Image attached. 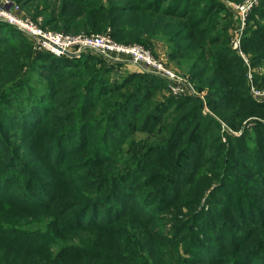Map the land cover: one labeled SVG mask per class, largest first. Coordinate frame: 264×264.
Listing matches in <instances>:
<instances>
[{"label":"trees","instance_id":"trees-1","mask_svg":"<svg viewBox=\"0 0 264 264\" xmlns=\"http://www.w3.org/2000/svg\"><path fill=\"white\" fill-rule=\"evenodd\" d=\"M13 1L54 32L163 43L199 96L159 100L157 76L112 80L119 63L36 53L0 22V264H264V0L249 67L219 0Z\"/></svg>","mask_w":264,"mask_h":264},{"label":"built area","instance_id":"built-area-1","mask_svg":"<svg viewBox=\"0 0 264 264\" xmlns=\"http://www.w3.org/2000/svg\"><path fill=\"white\" fill-rule=\"evenodd\" d=\"M263 0H244L241 3H228L239 18V26L232 35V49L238 53L249 67L248 59L241 50V39L245 22L251 10ZM19 5L13 0H0V22L21 31L32 44L36 53H49L56 58L65 56V52L79 57L83 53L103 59L104 61L127 63L136 66L142 73L157 76L168 85L171 96H191L199 94L192 83L182 78L165 60L154 57L150 50L138 44L124 45L114 41L109 33L104 34H64L44 29L25 18ZM248 80L252 81L249 71ZM251 84V83H250ZM255 99L264 101V91L252 87Z\"/></svg>","mask_w":264,"mask_h":264},{"label":"rangeland","instance_id":"rangeland-1","mask_svg":"<svg viewBox=\"0 0 264 264\" xmlns=\"http://www.w3.org/2000/svg\"><path fill=\"white\" fill-rule=\"evenodd\" d=\"M219 1H221L222 2V4L224 5V7H225V10H227V12L229 11V15H231V25L229 26V28H228V35H229V47L230 48H232V35H234L233 33H234V31L238 28V26H239V18H238V16H237V14L235 13V11H234V9L232 8V7H230V5L228 4V3H230V1H228V0H219ZM19 8H20V11L23 13L22 15L25 17V18H28V19H30L34 24H36L37 26H39V27H41V28H44L43 26H42V19L41 18H38V19H36V20H32V18L30 17V15H29V13L28 12H26L25 11V9H23V7L21 6V4L19 5ZM220 14H221V12H220ZM247 20V19H246ZM245 26H246V22H245ZM44 29H48V28H44ZM48 30H50V29H48ZM109 30V29H108ZM245 30V29H244ZM244 30H243V33H244ZM214 31L215 32H217V31H219V29L217 28V29H214ZM79 34H84V33H79ZM97 34H104L103 32L102 33H97ZM73 35H75V34H73ZM149 50V49H148ZM150 51H151V53L153 54V52H152V50L150 49ZM83 54H85V55H89V56H91V53H88V52H86V53H83ZM154 55V54H153ZM80 57V56H79ZM154 57H155V55H154ZM160 59V58H159ZM163 60V59H162ZM125 61V60H124ZM167 62V61H166ZM123 64H125V65H127V64H129V63H127V62H123ZM116 65H118V66H122V63H119V64H116ZM124 65V66H125ZM257 69H259V68H257ZM138 72L139 73H142L139 69H138ZM260 72H262V71H260ZM180 74V76L182 77V78H184L185 76H184V74H182V72H180L179 73ZM126 75V74H125ZM124 75L123 74H121V71H119V70H117V69H115V70H113L112 71V73H111V79L113 80L114 78H116V77H118V78H120V77H123ZM187 79V78H186ZM190 82H192V81H190ZM193 83V82H192ZM193 86H194V88H195V90H196V92L197 93H199L198 92V88L194 85V83L192 84ZM254 88L255 89H258V88H256L255 86H254ZM260 90H262V89H260ZM262 91H264V90H262ZM172 94L167 90V89H163L162 90V92L160 93V96L159 95H157V99H159V100H161V96L163 97V98H168V97H174V98H179V97H194L195 95H191V96H171ZM197 96V95H196ZM250 96L254 99V101H255V103L256 104H260V105H262V104H264V101H259L258 99H255L254 98V96H253V94H252V87L250 86ZM205 110V109H204ZM205 113H207V114H209V115H212L218 122H221V125H222V127L224 128V127H227V128H225L224 130H226L229 134H231L232 136H240L241 134H240V132H237V131H232L228 126H226V124L224 123V122H222L216 115H214V114H212V113H210L209 112V110H205ZM252 119H249V120H247V121H245L244 123H243V125L245 126L249 121H251ZM247 127H250V125H246ZM142 136H144V135H142V134H140V135H138V138L139 137H142ZM223 142H226V140L224 139L223 140ZM163 225H167L166 223H164ZM168 226V225H167ZM168 228V227H167Z\"/></svg>","mask_w":264,"mask_h":264},{"label":"crops","instance_id":"crops-1","mask_svg":"<svg viewBox=\"0 0 264 264\" xmlns=\"http://www.w3.org/2000/svg\"><path fill=\"white\" fill-rule=\"evenodd\" d=\"M152 52L155 55V57L163 59L168 62V57H167V49L163 43L160 42H154L153 47H152ZM125 60V59H124ZM126 61H124L125 63ZM122 63V66H119L117 70L121 71V74L125 75L128 73H139L138 68L134 65L127 64L125 65Z\"/></svg>","mask_w":264,"mask_h":264},{"label":"water","instance_id":"water-1","mask_svg":"<svg viewBox=\"0 0 264 264\" xmlns=\"http://www.w3.org/2000/svg\"><path fill=\"white\" fill-rule=\"evenodd\" d=\"M65 56L69 57V58H72V59L76 58V55H74L72 53H69V52H65Z\"/></svg>","mask_w":264,"mask_h":264}]
</instances>
